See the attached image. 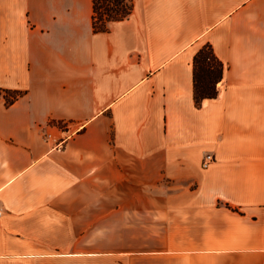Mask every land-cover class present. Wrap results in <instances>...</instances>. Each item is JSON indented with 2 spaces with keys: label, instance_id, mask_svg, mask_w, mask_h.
I'll list each match as a JSON object with an SVG mask.
<instances>
[{
  "label": "crops",
  "instance_id": "crops-1",
  "mask_svg": "<svg viewBox=\"0 0 264 264\" xmlns=\"http://www.w3.org/2000/svg\"><path fill=\"white\" fill-rule=\"evenodd\" d=\"M132 1L0 0V264H264V0Z\"/></svg>",
  "mask_w": 264,
  "mask_h": 264
},
{
  "label": "trees",
  "instance_id": "trees-1",
  "mask_svg": "<svg viewBox=\"0 0 264 264\" xmlns=\"http://www.w3.org/2000/svg\"><path fill=\"white\" fill-rule=\"evenodd\" d=\"M92 1V32L106 33L109 25L128 18L133 10L132 0H91ZM194 67V100L200 106L204 99L217 96V84L221 81L224 66L215 57L210 45L203 46L195 54ZM9 99H5L6 106L12 105L25 92L17 90H0Z\"/></svg>",
  "mask_w": 264,
  "mask_h": 264
},
{
  "label": "built area",
  "instance_id": "built-area-1",
  "mask_svg": "<svg viewBox=\"0 0 264 264\" xmlns=\"http://www.w3.org/2000/svg\"><path fill=\"white\" fill-rule=\"evenodd\" d=\"M214 162V156L211 154H206L202 161V168L207 169Z\"/></svg>",
  "mask_w": 264,
  "mask_h": 264
},
{
  "label": "rangeland",
  "instance_id": "rangeland-1",
  "mask_svg": "<svg viewBox=\"0 0 264 264\" xmlns=\"http://www.w3.org/2000/svg\"><path fill=\"white\" fill-rule=\"evenodd\" d=\"M0 98H3L4 100L5 99H9V96L8 95H4L3 92H0ZM55 124V123H54ZM60 129H63L66 125L65 124H62V123H57L56 124ZM65 129V128H64ZM45 137L49 138L48 135H46ZM156 224H162V220L160 222L156 221Z\"/></svg>",
  "mask_w": 264,
  "mask_h": 264
}]
</instances>
